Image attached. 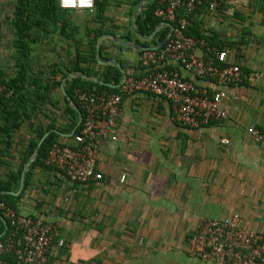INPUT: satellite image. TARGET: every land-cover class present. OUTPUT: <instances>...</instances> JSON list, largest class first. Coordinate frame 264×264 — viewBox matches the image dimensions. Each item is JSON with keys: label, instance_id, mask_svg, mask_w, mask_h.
Returning a JSON list of instances; mask_svg holds the SVG:
<instances>
[{"label": "crops", "instance_id": "obj_1", "mask_svg": "<svg viewBox=\"0 0 264 264\" xmlns=\"http://www.w3.org/2000/svg\"><path fill=\"white\" fill-rule=\"evenodd\" d=\"M132 1L109 0L106 12L111 32L101 36L113 37L97 41L102 52H97L96 62L82 63L92 75L68 72L77 62V47L62 35L33 47L35 71L54 70L57 77L67 74L54 92L60 100L52 107L58 111L57 125L70 123L64 86L69 78L101 79L102 67L111 64L122 69L126 78L148 75L140 59L145 50L157 47L141 42L151 40L169 22L164 20L150 37L139 35L133 14L140 4L134 7ZM17 3L0 0V72L9 77L16 70L13 19ZM88 16L84 10L72 12L82 36ZM188 25L201 35L196 55L226 52V61L239 64L247 75L241 84L222 87L229 117L200 127L185 126L174 120L169 100L149 91H123L122 84L115 136L99 148L96 159L103 178L81 184L61 172L35 168L33 185L19 201L23 214L59 226L47 264H206L189 253L197 222L234 213L264 242V143L254 142L247 131L251 126L264 131V0H225L214 11L202 6L189 15ZM86 46L84 38L81 48ZM168 68L178 69L210 91L219 89L215 81L200 79L183 66L169 64ZM45 121L38 115L36 125ZM33 135L27 128L15 135L11 157H6L8 165L0 167V175L17 169ZM226 139L229 144L223 143Z\"/></svg>", "mask_w": 264, "mask_h": 264}, {"label": "built area", "instance_id": "obj_2", "mask_svg": "<svg viewBox=\"0 0 264 264\" xmlns=\"http://www.w3.org/2000/svg\"><path fill=\"white\" fill-rule=\"evenodd\" d=\"M225 0H160L155 14L172 23L174 29L160 49H147L142 53L140 65L148 69L141 79L126 78L122 90L149 91L172 103L174 120L189 127H200L222 122L229 117L223 104L226 92L222 87L241 84L246 78L239 64L228 63L226 52L198 56L194 48L199 40L187 36L188 15L205 6L210 11ZM63 9L94 11L95 0H59ZM179 10L185 14L177 16ZM166 61V62H165ZM164 63L161 66V63ZM167 64V67L165 66ZM169 64L180 65L192 75L203 80L215 81L218 88L197 84L181 75ZM0 84V92L3 91ZM79 104L85 110L82 127L70 140L55 143L46 159L48 166L64 174L70 181L89 184L100 181L103 174L96 169L99 148L115 135L117 116L122 104V94L100 91L76 90ZM254 142L264 143V131L251 126L247 129ZM229 140L223 141L229 144ZM125 176L121 180L124 181ZM3 215L10 223V234L0 241V264H47L51 244L59 226L43 217L23 214L0 203ZM262 236L245 225L241 216L234 213L223 219H200L189 239V253L206 264H263L264 242ZM60 245L63 240H60Z\"/></svg>", "mask_w": 264, "mask_h": 264}, {"label": "trees", "instance_id": "obj_3", "mask_svg": "<svg viewBox=\"0 0 264 264\" xmlns=\"http://www.w3.org/2000/svg\"><path fill=\"white\" fill-rule=\"evenodd\" d=\"M140 2L141 0H133L132 4L135 7ZM108 4L109 0H96L94 11L88 12L86 34L82 36L79 25L71 18L73 11L63 9L59 4V0H18L13 19L16 29L14 41L16 70L11 77L0 72V84L4 88L0 92V167L8 165L6 157H11L9 149L15 143V135L18 132L27 128L32 130L34 135L28 141L25 153L20 156L17 169L10 170L5 175H0V203L19 211L20 199L27 189L33 185L35 168H41L48 172L55 170L46 163L50 150L61 139L65 138L66 141L72 139L73 136H70V134L79 120L77 109L85 116V110L79 104L76 95L77 89L83 91L97 89L120 93L118 84L123 79V74L113 64L103 66L101 71V79L104 82L113 84V87L101 85L81 75L69 78L64 82V86L65 99L68 102L66 110L70 116V123L57 125V118H54L53 121L47 124L36 125L38 115L49 116V109L57 107L60 103L54 92L61 88L63 79L67 74L65 72L61 77H57L55 76L57 72L54 70L49 74H45L44 71H35L32 66L33 47L56 34L62 35L66 39L72 40L77 47V62L68 72H82L92 75L94 72L82 66V63L96 62L97 52H102V47L97 49L98 38L107 32H111L108 26L111 18L106 12ZM158 6H160V0H152V2L146 4L143 12L137 17L139 35L150 37L164 21L155 14ZM184 14L185 10L177 12L178 17ZM169 33L170 27H162L155 37L143 41L141 44L147 47L155 46L157 50H160L166 45L165 40ZM132 34L131 32L129 35ZM185 34L195 39L201 38L197 30L189 25L185 29ZM84 38L86 39L87 48L82 49ZM160 44L162 45L160 46ZM81 127L82 124L77 127L76 133L80 131ZM47 132L49 134L40 146L37 159L31 163L25 174L24 187L17 195L14 192H17L20 188L25 164L33 156L36 147ZM64 133L66 136L63 135ZM0 214L3 215L2 208H0ZM7 225L0 219V241H4L10 234V223L8 221ZM0 257L13 260L8 255H0Z\"/></svg>", "mask_w": 264, "mask_h": 264}, {"label": "water", "instance_id": "obj_4", "mask_svg": "<svg viewBox=\"0 0 264 264\" xmlns=\"http://www.w3.org/2000/svg\"><path fill=\"white\" fill-rule=\"evenodd\" d=\"M145 6H146V0H141V2H140V6H139V9H138L136 12H134V14H133V24H134V26H135V31H136V33H138L137 17L143 12V10L145 9ZM164 23H165V22H164ZM161 25H162V24H160V26H161ZM160 26H159L155 31H157V30L160 28ZM169 27H170V34H171L172 31H173V29H174V25H173L172 23H169ZM154 33H155V32H154ZM154 33H153V34H154ZM104 36H106V37H113V36H111V35H104ZM104 36H101V37L98 39V42H100L101 39L104 38ZM115 39H116V38H115ZM116 40H117V39H116ZM118 42H120V41H118ZM162 44H163V43H162ZM162 44H161V45H162ZM161 45H160V46H161ZM97 56L100 58V54H99V53H97ZM121 71H122V74H123V80L118 84V87H120V86L123 84V82H124V80H125V78H126V73H125L122 69H121ZM77 76H78V75H77ZM81 76L84 77V78H88V79L95 80L97 83H99V84H101V85H107V86H110V87H113V86H114V85L111 84V83L104 82L103 80L99 79L98 77H86V76H84V75H81ZM74 77H76V75H75ZM75 108H77V107H75ZM77 110H78L79 120H78V122H77L76 127L72 130L70 136H72V135L76 132L77 127L81 124V122H82V120H83V114H82V112H81L79 109H77ZM48 134H49V132H47V133L45 134V136L42 138V140L39 142L38 146L36 147L33 156H32V157L29 159V161L25 164V167H24V170H23V174H22V179H21V185H20L19 191L16 192V194H19V193L22 191V189H23V187H24V183H25V174H26V172H27V170H28V167L31 165V163H32L35 159H37V157H38V152H39V149H40V146H41L43 140L45 139V137H46ZM0 219L6 224V226H8V225H7V220H6V218H5L4 215L0 214Z\"/></svg>", "mask_w": 264, "mask_h": 264}, {"label": "rangeland", "instance_id": "obj_5", "mask_svg": "<svg viewBox=\"0 0 264 264\" xmlns=\"http://www.w3.org/2000/svg\"><path fill=\"white\" fill-rule=\"evenodd\" d=\"M70 11H73V10H70ZM48 112H49V116L45 117L46 118V121H45L46 123L45 124H47L48 122L53 121L54 118H57L56 121H59V117L57 116V113H58L57 110H54V109L51 108V109H49ZM14 193H16V192H14Z\"/></svg>", "mask_w": 264, "mask_h": 264}, {"label": "clouds", "instance_id": "obj_6", "mask_svg": "<svg viewBox=\"0 0 264 264\" xmlns=\"http://www.w3.org/2000/svg\"><path fill=\"white\" fill-rule=\"evenodd\" d=\"M89 3H90V0H89Z\"/></svg>", "mask_w": 264, "mask_h": 264}]
</instances>
